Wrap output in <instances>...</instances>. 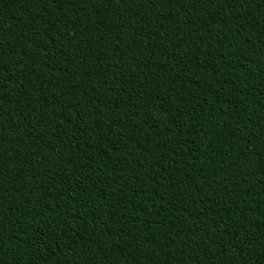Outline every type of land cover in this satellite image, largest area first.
Listing matches in <instances>:
<instances>
[{
  "label": "trees",
  "instance_id": "16d2710c",
  "mask_svg": "<svg viewBox=\"0 0 264 264\" xmlns=\"http://www.w3.org/2000/svg\"><path fill=\"white\" fill-rule=\"evenodd\" d=\"M0 264H264V0H0Z\"/></svg>",
  "mask_w": 264,
  "mask_h": 264
}]
</instances>
